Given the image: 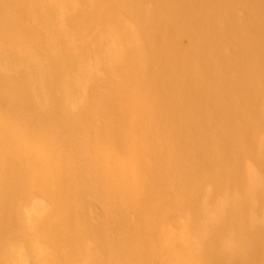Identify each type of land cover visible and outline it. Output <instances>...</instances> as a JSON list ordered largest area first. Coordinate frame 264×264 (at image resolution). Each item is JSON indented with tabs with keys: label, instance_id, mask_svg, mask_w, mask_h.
Wrapping results in <instances>:
<instances>
[{
	"label": "bare ground",
	"instance_id": "obj_1",
	"mask_svg": "<svg viewBox=\"0 0 264 264\" xmlns=\"http://www.w3.org/2000/svg\"><path fill=\"white\" fill-rule=\"evenodd\" d=\"M0 264H264V0H0Z\"/></svg>",
	"mask_w": 264,
	"mask_h": 264
},
{
	"label": "rangeland",
	"instance_id": "obj_2",
	"mask_svg": "<svg viewBox=\"0 0 264 264\" xmlns=\"http://www.w3.org/2000/svg\"><path fill=\"white\" fill-rule=\"evenodd\" d=\"M47 197H48V195H47ZM48 199H49L48 201H51V200H52V197L49 196ZM75 204H77V205L80 206V204L77 203V202H76ZM83 207H84V206H83ZM84 211H85L86 213H89V212H88V208L86 209V207H84Z\"/></svg>",
	"mask_w": 264,
	"mask_h": 264
}]
</instances>
